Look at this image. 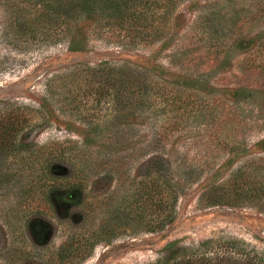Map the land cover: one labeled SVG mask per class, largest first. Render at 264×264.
<instances>
[{"label":"rangeland","instance_id":"374dc122","mask_svg":"<svg viewBox=\"0 0 264 264\" xmlns=\"http://www.w3.org/2000/svg\"><path fill=\"white\" fill-rule=\"evenodd\" d=\"M177 5L159 35L79 46L19 26L41 0H0V116L30 119L0 153V264H153L213 239L264 251V0ZM102 62L152 74V98L113 125L87 89Z\"/></svg>","mask_w":264,"mask_h":264},{"label":"trees","instance_id":"16d2710c","mask_svg":"<svg viewBox=\"0 0 264 264\" xmlns=\"http://www.w3.org/2000/svg\"><path fill=\"white\" fill-rule=\"evenodd\" d=\"M180 1L41 0L42 8L39 10V7H35L33 12L26 13L27 16L30 15V19H22L19 26L34 32L40 24L54 29L63 40L68 39V42L79 46L88 42L89 34L111 31L118 33L123 39L134 33L132 40H138L139 36V40H144L152 29L160 34V21L168 18L169 14L172 15ZM150 40L146 39L144 42L150 43ZM86 76L87 89L95 95V102L107 105L108 121L112 125L126 117L125 110L138 107V101L145 102L152 98V74L149 68L141 65L116 68L102 62L87 72ZM20 111L16 109L0 116V153L17 148V135L30 126L27 114ZM113 129L114 126L111 131ZM171 194L177 195L172 191ZM163 225L164 222L161 221L157 227L161 228ZM174 247L176 244L170 245L167 249L169 255L166 253L164 258L153 264H264V251L237 239L208 240L177 252L173 251Z\"/></svg>","mask_w":264,"mask_h":264}]
</instances>
